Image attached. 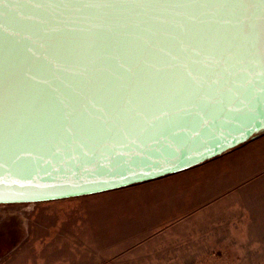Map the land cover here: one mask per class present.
I'll return each mask as SVG.
<instances>
[{"label":"water","instance_id":"water-1","mask_svg":"<svg viewBox=\"0 0 264 264\" xmlns=\"http://www.w3.org/2000/svg\"><path fill=\"white\" fill-rule=\"evenodd\" d=\"M62 3L0 0V204L155 180L264 130L249 118L264 89L253 9Z\"/></svg>","mask_w":264,"mask_h":264},{"label":"rangeland","instance_id":"rangeland-1","mask_svg":"<svg viewBox=\"0 0 264 264\" xmlns=\"http://www.w3.org/2000/svg\"><path fill=\"white\" fill-rule=\"evenodd\" d=\"M0 264H264V132L181 174L0 204Z\"/></svg>","mask_w":264,"mask_h":264},{"label":"snow or ice","instance_id":"snow-or-ice-1","mask_svg":"<svg viewBox=\"0 0 264 264\" xmlns=\"http://www.w3.org/2000/svg\"><path fill=\"white\" fill-rule=\"evenodd\" d=\"M38 7L40 5H37ZM61 7L93 8V9H154L180 8L193 10H209L224 13L227 10L253 9L255 16L264 20V0H63ZM222 24L232 21L221 19ZM259 55L264 63V29L258 36ZM252 106L249 108V118L253 124H264V89L253 96ZM243 135V133H241Z\"/></svg>","mask_w":264,"mask_h":264},{"label":"crops","instance_id":"crops-1","mask_svg":"<svg viewBox=\"0 0 264 264\" xmlns=\"http://www.w3.org/2000/svg\"><path fill=\"white\" fill-rule=\"evenodd\" d=\"M239 147V146H238ZM234 149V148H233ZM232 149V150H233ZM232 150H230V151H232ZM230 151H227V152H224V153H222L220 156H216V157H214V158H210V160L209 161H206V162H204V163H201V164H198V166H200V165H203V164H207V163H209L210 161H212V160H215V159H221V157L223 156V155H226V154H228ZM198 166H195V167H198ZM195 167H192V168H190V169H187V170H184V171H182V172H178V173H174L175 175H177V174H181V173H184V172H187V171H189V170H193ZM174 174H171V175H174ZM221 174H223V171H221ZM170 175V176H171ZM168 176V175H167ZM164 177H166V176H164ZM161 178H163V177H161ZM159 179V178H158ZM155 180H157V179H155ZM151 181H153V180H151Z\"/></svg>","mask_w":264,"mask_h":264},{"label":"trees","instance_id":"trees-1","mask_svg":"<svg viewBox=\"0 0 264 264\" xmlns=\"http://www.w3.org/2000/svg\"><path fill=\"white\" fill-rule=\"evenodd\" d=\"M263 132H264V130H263V131H260V132H258V135H259V134H261V133H263Z\"/></svg>","mask_w":264,"mask_h":264}]
</instances>
